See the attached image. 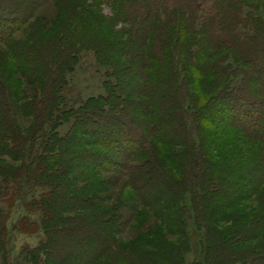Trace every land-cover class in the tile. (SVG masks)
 Listing matches in <instances>:
<instances>
[{
	"label": "trees",
	"instance_id": "1",
	"mask_svg": "<svg viewBox=\"0 0 264 264\" xmlns=\"http://www.w3.org/2000/svg\"><path fill=\"white\" fill-rule=\"evenodd\" d=\"M41 1L0 0V44L12 46L13 33L27 27ZM107 1L116 16L107 22L116 19L135 36L127 43L112 40L109 30L105 40L59 33L49 60L55 75L45 76L36 94L31 105L36 119L27 136L17 127L7 132L12 124L0 96V149L22 160V170L0 188V210L13 214L27 206L42 215L46 241L32 253L35 264L41 256L40 264H100L121 256L119 251L130 254L132 248L118 244L131 221L127 214L135 213V194L147 208L191 194L196 220L209 232L199 264H264V246L244 250L264 233V219L248 222L249 213H241L240 228L219 229L231 207L256 197L264 186V0ZM108 47L131 57L127 50L135 49L132 65L110 58ZM84 51L112 71L106 93L76 109L68 106L67 78ZM18 52V60H30ZM39 97H46L44 103ZM153 142L180 152L167 160L151 157L157 154ZM211 148L219 158H207ZM167 165L183 170L182 181L164 174ZM101 174L107 175L104 186L96 181ZM120 181L133 195L114 198ZM209 198L215 204L205 218ZM4 232L0 241L3 235L7 245L12 230ZM7 257V264H18L9 251Z\"/></svg>",
	"mask_w": 264,
	"mask_h": 264
},
{
	"label": "rangeland",
	"instance_id": "2",
	"mask_svg": "<svg viewBox=\"0 0 264 264\" xmlns=\"http://www.w3.org/2000/svg\"><path fill=\"white\" fill-rule=\"evenodd\" d=\"M41 2L36 7L33 6L35 16L27 27L22 31L13 33L10 41L12 46L0 44V96L6 102L5 115L9 117V122L12 124L10 131L7 130L9 134H14L12 131H15L17 127L19 134L27 136L33 127L36 116L31 105L35 103L38 90L41 87L44 88V77L55 75L53 70L50 71L49 69V60L54 58V54H52L54 49H51V46L54 45L59 33L68 30L69 34H72L71 37L75 35L76 38L80 37L79 40L82 37H86L88 40H99L104 38V33L106 34L109 30L108 36H112V40H124L128 41L127 43L135 36L129 31L127 25L118 23L116 19L112 23L107 22L108 18H116L115 11L107 0H96L92 4L90 0H44ZM84 7L93 10L103 20L97 21L90 17L86 9L83 13L81 9ZM260 8L264 9V3L260 5ZM16 49L19 51L18 55H22V59L23 56L27 55L30 60L26 57L24 61L18 60L15 53ZM108 49L107 55L110 58L119 60L126 67L132 65L135 49L132 50L130 47L127 50L133 52L132 57L130 53V55L125 52L120 53L112 47H108ZM21 51L25 54H22ZM114 54L117 57L111 56ZM43 55H46V58ZM110 68L112 67L109 65H101L93 52H81L78 65L67 78L68 106L77 109L89 98L104 95L106 93L105 83L111 78L112 70ZM118 80L120 81V78ZM125 81L130 82L127 79ZM121 89L125 91L124 87ZM123 91L122 93L125 95ZM198 94L200 95V93ZM44 98L46 97H39L38 101L42 99L43 102ZM133 98L135 100V97ZM137 98L145 100L143 96H137ZM36 105L38 104L36 103ZM23 107H30V109L28 112H21ZM9 127L11 126L8 125ZM68 129L69 126H65L61 131L64 134ZM207 129L213 130L212 126ZM202 131L204 132V129ZM152 145L157 147V154L153 155V152L151 157L160 159L164 157L167 160L168 158L172 159L174 153L180 152L175 147L160 146L154 142ZM229 145L227 144V147ZM206 155H208L209 160L219 158V153L213 148L209 149ZM21 165V159L3 154L0 149V188L7 187V180L11 176L13 177L11 174L17 170H22ZM163 172L167 174L168 178H173L175 181H182L183 179V170L176 169L172 165H167ZM106 177L107 175L101 174L96 181L101 182V184L106 183L103 181ZM99 183L93 181L91 184ZM190 184L192 183L190 182ZM129 187L127 182L120 181L114 187L112 195L114 198L133 195L131 193L133 191ZM188 187V191L194 188L193 185ZM205 187L201 188V198L205 196V191L202 192ZM181 189L183 188L180 187L179 191ZM209 191L213 193L214 190L211 188ZM109 192L111 193V191ZM38 195L40 196V193ZM177 198H172L171 202H164L156 208H147L140 205L135 194V213L131 211L127 214V218L131 217V221L128 220L130 224L122 229L118 244L121 248L123 245H127L126 247L132 248V250L129 255L126 254L128 251H119L121 256L111 255L100 264H199L206 251V242H204L203 236L205 234L209 236V232L207 233L202 223H198L196 220L198 212L191 202L192 195L186 194L184 200L180 197ZM213 198L208 199L205 218L210 217L213 212V205L215 204ZM30 199L28 198L27 201H31ZM27 208V206H23L13 214H10V209L6 207L3 211L0 210V233L3 231L1 234H5V229L12 230L9 244L6 245L3 241V235L1 236L0 264H7V251L11 253L12 258L18 264H35L33 257H31L32 253L46 241V236L40 229L42 215L36 210L30 211ZM246 212L250 216L248 222L253 219L260 224L264 222V186L259 190L256 197L253 198L252 195L244 203L231 207L228 211V218L223 220L219 229L227 232L230 229L240 228L242 223L238 221V218L241 213ZM258 222L255 223L259 224ZM263 246L264 233L245 245L244 250H258ZM212 255H217V252L212 251ZM42 258L43 256L38 259L37 264L42 263Z\"/></svg>",
	"mask_w": 264,
	"mask_h": 264
}]
</instances>
